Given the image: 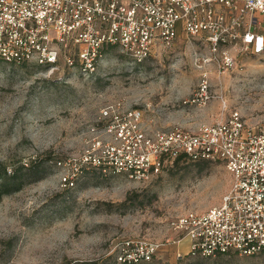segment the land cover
Listing matches in <instances>:
<instances>
[{"label": "rangeland", "instance_id": "374dc122", "mask_svg": "<svg viewBox=\"0 0 264 264\" xmlns=\"http://www.w3.org/2000/svg\"><path fill=\"white\" fill-rule=\"evenodd\" d=\"M206 56L202 45L181 39L141 64L112 50L90 78L0 61V167L41 172L0 200V264H117L123 240L164 242L178 217L221 205L231 176L219 163H180L145 183L92 168L77 172L108 103L142 110L145 124L158 129L194 130L235 111L260 116L264 53L240 58L238 69L223 75L210 69L211 102L186 104ZM164 249L153 264H264V254L177 260L173 252L187 253V241Z\"/></svg>", "mask_w": 264, "mask_h": 264}, {"label": "built area", "instance_id": "2783aa9c", "mask_svg": "<svg viewBox=\"0 0 264 264\" xmlns=\"http://www.w3.org/2000/svg\"><path fill=\"white\" fill-rule=\"evenodd\" d=\"M179 39L207 49L186 101L205 107L213 99L210 69L223 75L238 69L240 58L264 53V0H0V60L45 73L90 78L112 50L141 64L171 52ZM143 119L123 102L106 104L102 130H90L77 172L92 168L145 183L182 155L221 164L231 182L219 207L178 217L164 242L123 240L117 264L150 262L183 240L193 257L264 254V107L260 116L235 111L194 130L150 128Z\"/></svg>", "mask_w": 264, "mask_h": 264}, {"label": "trees", "instance_id": "16d2710c", "mask_svg": "<svg viewBox=\"0 0 264 264\" xmlns=\"http://www.w3.org/2000/svg\"><path fill=\"white\" fill-rule=\"evenodd\" d=\"M19 67H25V66H19ZM180 163L200 165V164H206L207 162H192L188 160L185 156L181 155L174 162L173 166L165 171H168L174 168ZM83 171H85V169H82L80 173L82 174ZM40 175H41V172L39 171V169L35 170V169H32V167L30 168L20 167L18 169H15L13 172H8L6 169L0 167V200L5 195H8L12 192L19 191L22 185L24 184L25 178H39ZM230 255H236V254H230ZM230 255H224V256H230ZM185 259H197L198 260V259H205V258L193 257L192 255H185L182 259H179V260H185ZM153 263H160V261L153 259L150 262L141 263V264H153Z\"/></svg>", "mask_w": 264, "mask_h": 264}, {"label": "crops", "instance_id": "0c3cea01", "mask_svg": "<svg viewBox=\"0 0 264 264\" xmlns=\"http://www.w3.org/2000/svg\"><path fill=\"white\" fill-rule=\"evenodd\" d=\"M143 121H144V119H143ZM183 241H187V240H183ZM182 241V242H183ZM182 242H180L179 244H181ZM188 242V241H187ZM179 244H177L176 246H174V247H177ZM187 253H188V251H187ZM187 253H181V251H179L178 249H176L174 252H173V254H174V256H175V254H180V255H185V254H187Z\"/></svg>", "mask_w": 264, "mask_h": 264}]
</instances>
